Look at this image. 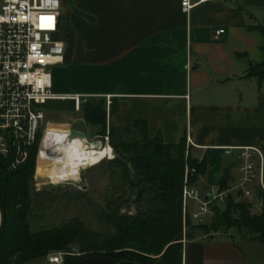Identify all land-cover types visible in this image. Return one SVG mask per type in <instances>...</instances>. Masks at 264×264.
Masks as SVG:
<instances>
[{
  "label": "crops",
  "instance_id": "1",
  "mask_svg": "<svg viewBox=\"0 0 264 264\" xmlns=\"http://www.w3.org/2000/svg\"><path fill=\"white\" fill-rule=\"evenodd\" d=\"M61 2L66 59L53 71L55 93L106 108L108 126L118 127L125 141L140 120L151 139L168 145L190 134L193 152L209 154L200 190H220L226 171V190L234 188L243 161L224 150L264 146V85L247 77L249 62L264 63V35L255 29L264 27V0L210 2L190 14L182 0ZM86 125L91 138L95 128ZM257 181L252 200L239 197L253 212L260 211ZM179 264H264V242L231 231L199 235L183 241Z\"/></svg>",
  "mask_w": 264,
  "mask_h": 264
},
{
  "label": "trees",
  "instance_id": "2",
  "mask_svg": "<svg viewBox=\"0 0 264 264\" xmlns=\"http://www.w3.org/2000/svg\"><path fill=\"white\" fill-rule=\"evenodd\" d=\"M255 29L264 35L263 26ZM247 77L264 85V63L249 62ZM84 118L103 138L109 131V143L117 157L101 164L120 169L124 186L118 197L106 196L105 204L98 207L101 230L93 231L79 219L34 230L32 209L40 195L33 193L38 145L29 161L15 171L10 170L9 159L0 157V264H37L57 252L71 254L64 264H179L183 241L199 235L210 237L235 230L249 240L264 242V208L253 212L249 204L238 200L240 194H231L225 209L214 205L210 222L195 224L188 214L184 223L186 166L196 170L190 178L194 186L207 175L209 166V154L200 162L193 156V148L188 149L186 137L173 145L165 144L161 137L151 139L148 123L140 120L133 127L131 140L125 141L118 127L108 126L107 109L92 102L85 104ZM261 149L264 152V146ZM230 179V171H226L220 191L226 190ZM126 186L137 190L132 202L136 212L131 216L122 214Z\"/></svg>",
  "mask_w": 264,
  "mask_h": 264
},
{
  "label": "built area",
  "instance_id": "3",
  "mask_svg": "<svg viewBox=\"0 0 264 264\" xmlns=\"http://www.w3.org/2000/svg\"><path fill=\"white\" fill-rule=\"evenodd\" d=\"M218 1L225 0H182L181 5L183 12L190 14L197 6ZM61 10V0H0V157L10 160L12 171L29 161L37 145L38 164L42 157L52 158V148L46 152L45 145L48 143L54 147L68 142L74 131L85 133L87 139L83 140L89 144L96 141L73 125L60 126L69 131L67 136L60 134L55 130L57 125H52L39 108L50 101H73L76 111L80 112L84 100L81 95H61L54 91L52 69L64 65L66 59L65 43L61 39ZM224 32H216L215 38L218 39ZM187 68L190 71L191 64ZM111 99L112 96L107 97L108 105ZM102 139L109 145V135ZM98 142L103 144V141ZM187 147H196L190 134L187 135ZM224 151L227 155H233L234 152L239 154L243 161L240 168L242 177L232 189L203 192L190 184V178L196 170L187 165L183 190L185 224L188 214L193 222H205L213 216V206L224 204L231 194H240L242 200H252L257 180L262 197L255 205L260 211L263 210V150L258 147H236ZM203 159L204 156L199 157L200 162ZM193 204L195 210L192 211ZM68 255L71 254H50L47 264H64Z\"/></svg>",
  "mask_w": 264,
  "mask_h": 264
},
{
  "label": "rangeland",
  "instance_id": "4",
  "mask_svg": "<svg viewBox=\"0 0 264 264\" xmlns=\"http://www.w3.org/2000/svg\"><path fill=\"white\" fill-rule=\"evenodd\" d=\"M59 68L60 67L53 68L52 72ZM84 106L85 105H83L81 112H77L73 101H50L47 105L39 108L46 114L47 119L52 122V125H73V127L88 133V126L83 119ZM89 134L93 140H96L95 142L103 141L104 146L111 147L113 157H108L104 162L114 160L115 157H117L116 152L110 143L109 146H107L104 142L105 140L102 139L100 130L93 129ZM98 135H100L99 138H97ZM57 151L58 147L56 149L54 148V157H56ZM193 156L199 158L197 152H193ZM37 157L38 156H36L35 174L33 179V193H38L40 195L37 197L38 201L32 209L31 222L33 229L40 230L46 227H59L63 226L68 221L79 219L91 230L97 232L100 231L101 228L96 217V211L99 206L105 204L106 196H114L116 198L121 194L118 190L124 188V186L121 179L122 176L119 175L120 169H111L108 165L102 166V164H99L82 171L79 182H68L60 185V187H62L61 189H56L57 186H54L56 184L51 185L49 180L47 181V179L43 178L44 170L39 169L37 171ZM239 163L242 164V161ZM114 170H118L116 171L118 175H116V177L112 176ZM61 182L64 183L65 180H62ZM196 187L199 188L198 185ZM124 192L123 198L126 204L122 207V214L129 216L135 215L136 211L135 208L132 207V202L137 197V190L126 186ZM239 201L243 202L242 200ZM91 204H93V206H91ZM220 208L225 209L226 204H220ZM191 210H195L194 204L192 205ZM210 221L211 218L206 220L207 223ZM194 223L197 224V222ZM231 232L236 231L233 230ZM37 264H47V259H44Z\"/></svg>",
  "mask_w": 264,
  "mask_h": 264
},
{
  "label": "bare ground",
  "instance_id": "5",
  "mask_svg": "<svg viewBox=\"0 0 264 264\" xmlns=\"http://www.w3.org/2000/svg\"><path fill=\"white\" fill-rule=\"evenodd\" d=\"M57 147V155L54 157V148L56 149ZM105 147L103 146L101 149L95 148L93 144H89L78 137L74 139L71 137L68 142L64 141L54 147L47 143L44 151L52 148L53 157H42L37 171L39 169L44 170L43 178L47 179V181L49 180L50 184H56L57 186L68 182H79L82 171L101 164L108 157H113L111 147ZM62 180H65V182L62 183Z\"/></svg>",
  "mask_w": 264,
  "mask_h": 264
},
{
  "label": "water",
  "instance_id": "6",
  "mask_svg": "<svg viewBox=\"0 0 264 264\" xmlns=\"http://www.w3.org/2000/svg\"><path fill=\"white\" fill-rule=\"evenodd\" d=\"M76 137H78V138H81V139H87V135L85 134V133H83V132H79V131H74L73 133H72V139H74V138H76ZM93 146L95 147V148H99V149H101L104 145L101 143V142H94L93 143ZM62 187H60V186H57L56 187V189H61ZM139 197H140V194H139Z\"/></svg>",
  "mask_w": 264,
  "mask_h": 264
}]
</instances>
